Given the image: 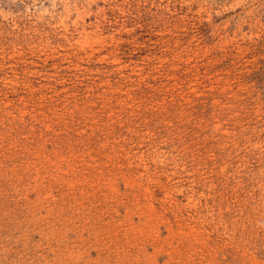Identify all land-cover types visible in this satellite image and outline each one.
<instances>
[{"label":"rangeland","instance_id":"rangeland-1","mask_svg":"<svg viewBox=\"0 0 264 264\" xmlns=\"http://www.w3.org/2000/svg\"><path fill=\"white\" fill-rule=\"evenodd\" d=\"M0 264H264V0H0Z\"/></svg>","mask_w":264,"mask_h":264}]
</instances>
